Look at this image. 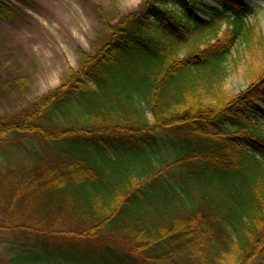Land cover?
<instances>
[{
  "label": "trees",
  "instance_id": "trees-1",
  "mask_svg": "<svg viewBox=\"0 0 264 264\" xmlns=\"http://www.w3.org/2000/svg\"><path fill=\"white\" fill-rule=\"evenodd\" d=\"M213 1L105 20L42 95L0 59V264H264V40L244 1Z\"/></svg>",
  "mask_w": 264,
  "mask_h": 264
},
{
  "label": "rangeland",
  "instance_id": "rangeland-1",
  "mask_svg": "<svg viewBox=\"0 0 264 264\" xmlns=\"http://www.w3.org/2000/svg\"><path fill=\"white\" fill-rule=\"evenodd\" d=\"M202 17H208L207 5L213 0H198ZM253 11L247 13L264 40V0H242ZM21 9L14 23L0 20V59L9 67L7 72L32 76L29 95H42L60 84L64 73L80 66L79 48L91 50L96 32L104 21L138 9L144 0H12ZM205 3V4H204ZM226 23L223 28L227 27ZM260 52V51H259ZM252 59L231 60V72L225 87L237 93L249 83ZM18 105L14 93L0 97V110L12 111ZM258 107L264 114V103Z\"/></svg>",
  "mask_w": 264,
  "mask_h": 264
}]
</instances>
